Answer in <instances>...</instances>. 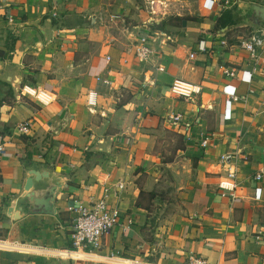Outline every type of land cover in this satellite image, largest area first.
<instances>
[{
    "label": "crops",
    "instance_id": "1",
    "mask_svg": "<svg viewBox=\"0 0 264 264\" xmlns=\"http://www.w3.org/2000/svg\"><path fill=\"white\" fill-rule=\"evenodd\" d=\"M202 2L179 0L183 9L149 19L136 0H0V264H185L188 253L264 264V178H252L264 170V16L250 6L264 0ZM120 16L116 36L109 20ZM256 28L253 60L238 43ZM139 36L145 61L132 53ZM174 77L199 91L171 94ZM223 85L236 96L228 119ZM22 86L52 98L40 103ZM39 162L66 176L55 213L11 221L1 207ZM97 199L116 221L99 249L71 256L65 207Z\"/></svg>",
    "mask_w": 264,
    "mask_h": 264
},
{
    "label": "built area",
    "instance_id": "2",
    "mask_svg": "<svg viewBox=\"0 0 264 264\" xmlns=\"http://www.w3.org/2000/svg\"><path fill=\"white\" fill-rule=\"evenodd\" d=\"M174 0H141L142 6L145 8V11L151 18L162 17L167 11V4ZM202 6L209 8L210 4H205V0L202 2ZM254 42L252 39L240 40L238 45L242 48L246 54L253 60H257L256 49L254 47ZM219 43L224 44L223 40H219ZM195 50L203 52L205 50V43L203 39L196 40ZM132 53L139 61H145L149 56L150 49L147 46L146 36H139L135 38L134 45L132 47ZM189 58H192V52L187 54ZM106 61L109 59L105 55L103 57ZM222 67V66H221ZM157 70L161 71V67H157ZM222 72L228 77H233L235 71L231 68L222 67ZM98 79V78H96ZM243 82L249 80V73L241 71L240 79ZM101 83L107 84L106 79H100ZM22 90L27 93L29 96L33 97L35 100L40 103L48 102L52 97L51 95L42 88H31L27 86H22ZM168 91L173 95H179L180 97H189L191 94H196L199 91L198 85L183 81L179 77H174L170 79L168 83ZM221 92L224 95V111L222 117L228 119L229 112L228 108L230 103L236 99V96L233 93V87L229 85H223L221 87ZM146 117L147 114H146ZM150 118V117H149ZM172 119H177L178 115L173 114ZM157 124V119L149 127L154 128ZM17 130L21 133H26L28 131V122H20L16 126ZM206 138H203L201 141L202 146L206 145ZM0 151L5 152L6 149L0 146ZM226 158L225 155H220L221 161H224ZM227 176H231L232 172L226 171ZM253 179L264 178V170L262 167H257L252 173ZM253 196L259 198L260 196V187L255 186L253 190ZM75 202V201H74ZM65 210L71 213L70 222H69V233L68 241L69 247L66 249L67 254L71 256L83 255L85 252L90 250H97L100 248L101 237L106 235L112 229L117 217L116 210L108 205L105 200L97 199L85 203H71L65 207ZM185 264H204V260L191 253L186 254Z\"/></svg>",
    "mask_w": 264,
    "mask_h": 264
},
{
    "label": "water",
    "instance_id": "3",
    "mask_svg": "<svg viewBox=\"0 0 264 264\" xmlns=\"http://www.w3.org/2000/svg\"><path fill=\"white\" fill-rule=\"evenodd\" d=\"M251 8L258 15L264 16V7L256 2L250 3ZM154 19V18H149ZM259 24V21H254ZM263 37L262 29L253 30L251 39L257 41ZM19 78L12 81L14 85ZM24 179L20 192L14 197L8 198L7 202L1 207V212L9 217L11 221L22 218L30 213H55V198L66 182V176L56 174L43 162L38 164L30 163L23 171Z\"/></svg>",
    "mask_w": 264,
    "mask_h": 264
},
{
    "label": "rangeland",
    "instance_id": "4",
    "mask_svg": "<svg viewBox=\"0 0 264 264\" xmlns=\"http://www.w3.org/2000/svg\"><path fill=\"white\" fill-rule=\"evenodd\" d=\"M137 1V3L141 6L140 8H142V10H144L145 11V8L142 6V3H141V0H136ZM179 0H174V1H171V2H169L168 4H167V11H166V13H164L163 15H164V17H166V16H171L170 14L176 9V8H182L183 6H180L179 7ZM184 8V7H183ZM182 8V9H183ZM181 12H183V11H181ZM183 15H185V14H183ZM121 18H123L122 16H120V18H117V19H115L114 21H110L109 20V23H110V25H111V27H109V29L112 31L111 32V34H113V35H119L120 34V32H119V29H120V26H121ZM178 23V22H177Z\"/></svg>",
    "mask_w": 264,
    "mask_h": 264
},
{
    "label": "trees",
    "instance_id": "5",
    "mask_svg": "<svg viewBox=\"0 0 264 264\" xmlns=\"http://www.w3.org/2000/svg\"><path fill=\"white\" fill-rule=\"evenodd\" d=\"M219 24L223 25V22L221 20V16L220 15L216 18L215 27H217V25H219Z\"/></svg>",
    "mask_w": 264,
    "mask_h": 264
}]
</instances>
